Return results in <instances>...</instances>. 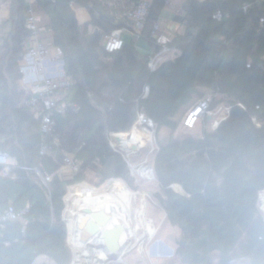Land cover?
Segmentation results:
<instances>
[{
  "label": "trees",
  "instance_id": "trees-1",
  "mask_svg": "<svg viewBox=\"0 0 264 264\" xmlns=\"http://www.w3.org/2000/svg\"><path fill=\"white\" fill-rule=\"evenodd\" d=\"M70 2L36 0L71 80L47 140L49 152L40 156L43 109L19 83L28 4L10 0L9 28L0 40V151L19 165L38 166L50 180L44 186L23 169L14 179L0 176V217L9 207L23 212L16 220H0V264H35L40 257V264H70L61 216L68 185L84 180L90 167L98 183L120 178L131 187L128 164L111 147L110 134L128 132L139 114L151 120L156 134L161 127L174 132L177 115L206 97L209 110L225 103L227 116L199 136L158 144L151 163L158 187L153 199L181 232L174 250L179 264H240L235 252L242 237L247 246L240 250L241 264H264V217L257 207L264 191V134L254 122L264 120V0H182L175 16L180 29L170 43L174 53L154 70L135 41L159 49L151 31L170 0H150L139 38L124 34L113 53L104 49L103 35L126 27L120 11L99 0H75L89 15L79 25ZM64 154L78 165L70 177L56 172Z\"/></svg>",
  "mask_w": 264,
  "mask_h": 264
},
{
  "label": "built area",
  "instance_id": "built-area-1",
  "mask_svg": "<svg viewBox=\"0 0 264 264\" xmlns=\"http://www.w3.org/2000/svg\"><path fill=\"white\" fill-rule=\"evenodd\" d=\"M52 1V0H49ZM109 10L120 11L117 16H121L125 22L126 27L112 30L103 35L104 49L113 53L121 49L123 45V35L127 34L138 39L144 26L145 17L150 5V0H139L135 5L126 4L125 0H99ZM5 0H0V23L4 21L5 16L3 12ZM180 9H177L178 12ZM215 16L219 18V13ZM24 25L29 31V39L27 40L26 48L21 58L18 60V70L20 73L19 83L22 88L27 90L32 95V102H37L43 109V114L40 120V132L42 134L41 143L38 153L40 156L48 154L49 144L48 138L53 136L56 131L55 115L63 112V106L59 101L63 98L67 87L70 85V78L65 75L63 70L64 61L62 58V50L53 45L47 40L39 38V28L36 21L35 6L32 3L24 13ZM49 31V30H48ZM151 37L155 45L159 48L149 54L147 66L150 70H154L156 66L163 60V56L170 54L172 49L170 43L172 35L170 32L164 30L158 23L154 24ZM144 94L147 88L144 89ZM210 97L199 101L193 108H191L183 118L182 124L184 127H193L195 121L209 112ZM229 111V109H228ZM138 122L149 133H155V126L151 120L146 119L142 114L138 115ZM151 129V131H150ZM151 138V137H150ZM56 138L52 140L55 143ZM122 156L128 163V152H122ZM130 165V164H129ZM129 167V166H128ZM132 167V166H131ZM78 165L71 155L64 154L61 164L56 172L59 176L70 177L77 170ZM135 167H132V169ZM33 171L37 176L39 182L47 186L50 176L43 174L38 166H23L19 165L16 159L6 152L0 151V176L16 178L17 170ZM152 175V168L149 169ZM264 198V191L258 194L257 207L262 210L261 204ZM23 212L15 211L9 207L0 217V220L11 221L21 217ZM112 263L113 260L106 259ZM75 254L70 264H74ZM76 264H82V261H76ZM103 264H107L105 261Z\"/></svg>",
  "mask_w": 264,
  "mask_h": 264
},
{
  "label": "rangeland",
  "instance_id": "rangeland-1",
  "mask_svg": "<svg viewBox=\"0 0 264 264\" xmlns=\"http://www.w3.org/2000/svg\"><path fill=\"white\" fill-rule=\"evenodd\" d=\"M74 1L75 0H71L70 5L71 3H74ZM171 1L172 2L170 3V7L173 9V11L176 12V9L178 8V6H181V2L176 1V0H171ZM180 11L181 9L176 13L179 14ZM88 20L89 19L84 21L81 25L86 24ZM8 28H9L8 21H3L0 23V40H1L2 34L6 32ZM0 44H1V41H0ZM168 55L171 56V54H167L163 56V59L170 57ZM228 108L229 107L226 106L225 103L218 104L213 110H209L208 113H205L203 116L198 118L195 121L193 127L191 128H187L183 126L182 119L185 115V112H181L177 115V119L179 120V123H178L177 129L174 132L170 131L166 127H161L158 130L157 134L152 132L150 136L151 138L149 137V139H146L143 143H139V144H144L146 142L145 145L142 147V150L141 151L139 150L137 154L136 153L132 154L131 152L127 151L128 158H130V162L132 164H136V168H133L131 170L145 172L146 177H142V178L139 177L138 181H134L133 178L131 179V187H130L131 190L130 191L133 192V194L131 195V198H130V209H131L132 215L134 216L133 219L135 221L134 223H136V227L131 226V225H129L128 228L126 227L125 234H124L125 235L124 239L126 240V243H123L122 245L123 247V249L121 250L122 256L116 259L110 257L109 259L113 260L112 263L110 261L108 263V261L106 260L107 259L106 257L104 261L107 264H179L178 261L176 260V256L174 255V250L176 248V245H175L176 242L181 241L182 235L177 227H172L166 222L165 212L163 211L162 208L156 205V202L153 199V193L154 191L158 190V187H157V181H156L153 169H152V175L150 174V171H149V169L152 168V165H151L152 158L158 148V144L165 143L169 138L178 139L187 134H191L193 136H199L202 132V129H208V130L214 129L215 128L214 125L216 126L217 123H219L222 119H224L227 116ZM136 122L138 124H136ZM136 122L134 123L135 124L134 127H132V129L129 132L131 131L137 132L138 125H139L140 128L142 129V132L146 133L149 136L150 132L145 130L143 126L140 125V123L138 122V119ZM254 122H255V125L264 134V120H259V119L254 118ZM129 172H130V169H129ZM110 179L111 178H108V180ZM73 184H75L74 187L72 188L67 187L65 200L68 195L70 197L73 196V194L71 193L80 191V189L83 190L82 189L83 184L82 185L77 184V183H73ZM106 185H107V180L104 181L103 184H101V186L97 187L98 188L97 190H92L91 192L100 193L104 190L109 189L108 188L109 184L107 186ZM127 187L129 188V186ZM173 188L174 190L179 191V188L177 186H173ZM89 189L91 190V188ZM100 189L101 190L103 189V190L101 191ZM80 193H82V191ZM65 202H66L65 208H69L71 204V200L70 202L69 201H65ZM261 207L263 206L261 205ZM118 209L125 213V210L123 209V207L118 206ZM259 211L264 217V212H262L261 210ZM64 224H65V221H64ZM131 231L132 232L134 231L135 238L137 239L134 244H130L131 240H128L127 238L130 236V233H132ZM81 235L82 234L80 233L79 234L75 233L73 236L71 234L69 235V240L66 238L67 242L68 241L72 242L74 250L76 246L82 245L81 239H78L81 237ZM66 236L68 237V234H66ZM160 243L166 245L165 248L170 249L172 247L171 248V250L173 251L172 256L160 257L158 256L160 253L157 254L156 252H154L155 248L158 249ZM69 245H71V243ZM238 246H239V249H236L235 257L241 256V257H238L237 260H239V262L241 263H245L246 262L245 258L242 256L243 255L241 253L242 251H240V250H245L247 246V241L244 237L240 239V243L238 244ZM90 247L92 248L95 247L97 251L98 249H100L99 246L91 245L90 243L85 244L84 250H86V252L83 251L81 255L80 253H78L80 255L79 260L82 261V264H94V262L96 261L95 258L91 257L92 254L90 252L92 248ZM165 248L161 250V253L162 251H166ZM99 252L101 254L106 253V251L103 249L102 250L100 249ZM95 254L96 253H94V255ZM72 259H73V256L71 255V261ZM40 262L41 260H37L35 264H40Z\"/></svg>",
  "mask_w": 264,
  "mask_h": 264
},
{
  "label": "crops",
  "instance_id": "crops-1",
  "mask_svg": "<svg viewBox=\"0 0 264 264\" xmlns=\"http://www.w3.org/2000/svg\"><path fill=\"white\" fill-rule=\"evenodd\" d=\"M25 1H26L27 4L32 3L35 6L36 21H37V25H38V28H39V33H38L39 38L42 39V40H47L48 42H50L51 41V35H50V33H48L49 29H47V25L49 24L48 16L38 6V4L36 3V0H25ZM176 1L182 2V0H176ZM171 2L172 1L170 0V3ZM170 3L162 10L157 22L164 30L170 32L171 35H172V38H173L175 33L180 29V24L175 19V16L177 15V13L175 11H173V9L170 7ZM177 5H179V4H177ZM3 7H4L3 8V12H4V16H5L4 21H8L10 0H5ZM71 7H72V9H73V11L75 13V17H76L77 23L79 25H81L84 21L89 19L88 12L86 11V9L84 7L80 6L75 1H74V3H71ZM177 9H181V6H178ZM135 45L138 48V50L140 52L144 53V54H147V53L150 54L153 51L152 47L149 46L146 42H144L141 39L135 41ZM172 53H174V52L171 51V54ZM168 56H170V55H168ZM136 124H138V123L136 122ZM217 124H216V126H217ZM134 125L132 127H134ZM216 126L214 125V127H216ZM138 129L145 136L147 135L146 133L142 132V129L140 128L139 125H138ZM128 132L111 133L110 134V145L115 151H119L121 153L122 152L124 153V152L128 151V152H131L132 154H135V153L137 154V152L139 150L140 151L142 150V147L145 145L146 142L144 144H139V143L136 144L135 145L136 146L135 149H133L130 145L127 146V145L123 144L121 141H119L120 139L117 138V136L121 135V134H127ZM111 140L113 141V143H112ZM128 163L130 164V165L128 164L129 169H130V175L134 179V181H138L139 177L140 178L146 177L145 172H140V171H135V170L132 171L131 170L132 167L136 168V164H132L130 162V158L128 160ZM84 174H85L84 180H82L81 182H77V184H81V185L83 184V187H82L83 190L80 189V191H76V192L71 193V194H73V196L70 197L68 195L66 197V200H65V197H64V201H69L70 202V200H71V204H70L69 208H64V210L62 211V219L65 221L66 234H68V237L66 236V238L69 240V235L70 234L73 236L75 233L76 234L80 233L83 236L81 235V237L78 238V239L88 240L93 234L100 235L97 232H93V230H92L93 233H91V229L94 228V229H97L98 231L99 230H103V229H107V230L108 229H113L115 227V223L119 222L120 224H122V227H123V230H124V233L122 235L123 243H126V240L124 239L125 238L124 234H125L126 227L128 228L129 225L136 227V223H134L135 221L133 219L134 216L132 215L131 209H130V198H131V196L129 197V209H130L129 213H127L124 208L123 209L125 210V213L120 211L118 209V203H117L116 200H113L114 203L111 202L109 206L101 207V208L95 209V210H93L91 212L84 211L79 206V204L81 202V200L79 198H81L83 195L84 196L97 195L98 193H93L91 191L92 190H97L98 189L97 187H99V186H101V184H103V182L102 183H98L99 182V178L96 176V171L93 168L88 167L85 170ZM111 181H118V182L122 183L123 186L126 188V190L130 193V195L133 194V192L130 191L131 190L130 187L128 188L127 187L128 185L122 179H120V178H111L110 180L107 179V185ZM74 185L75 184L68 185V187L72 188V187H74ZM109 185H108V188H110ZM89 188H91V190ZM81 191H82V193H80ZM261 205L263 206V201H262ZM259 210H261V209H259ZM261 211L264 212L263 209ZM69 212H70V214H69ZM93 213H99L102 218H106V220L104 222L105 224L104 225H100V216H98V218H97V217H95L93 215ZM85 218H86V220H84ZM130 218L133 220V222H132L133 225L128 220ZM108 223H110V225H108ZM130 235H131V233H130ZM129 237H127L128 240H129ZM67 239H66V243H67V245H68V247L70 249V252H72L71 255L73 256V254H75V250L73 248L72 242H69V241L67 242ZM86 242L87 241H85V243ZM70 243H71V245H69ZM121 248L123 249L122 246H121ZM100 249L102 250V248H100ZM103 250H105V249H103ZM157 250H159V249H157ZM43 258L44 257H40L37 260H43Z\"/></svg>",
  "mask_w": 264,
  "mask_h": 264
},
{
  "label": "bare ground",
  "instance_id": "bare-ground-1",
  "mask_svg": "<svg viewBox=\"0 0 264 264\" xmlns=\"http://www.w3.org/2000/svg\"><path fill=\"white\" fill-rule=\"evenodd\" d=\"M117 138H119L120 139L119 141H121L123 144H125L127 146H129V145L133 146V145H136L138 143H143L146 139H149V136L148 135L145 136L138 129L137 132L136 131H131V132L127 133V134L118 135ZM110 183H109L110 184L109 185V187H110L109 189L104 190L101 193H98L97 195H94V196L88 195V196H84V197L82 196L81 198H79L81 200V202L79 204L80 208L82 210H84V211L91 212V211H93L92 209L95 210V209H98V208H101V207L109 206V203L113 202V200H116L118 202V206L123 207L127 211V213H129L130 212V209H129V197L131 196L130 193L126 190V188L123 186L122 183H120L118 181H111ZM262 209L264 210V198H263V207H262ZM69 214H70V212H69ZM128 220L131 223L133 222L132 219H128ZM108 225H110V223H108ZM112 233H113V231H112ZM123 233H124V230L122 229L120 231V233L118 234V238H117V240H118L117 242H118V245L120 247L123 245V239H122ZM130 237H131V238H129V240H131L130 244H134L136 242V240H137L135 238L134 231L131 233ZM81 241H82L81 242L82 245H78V246L75 247V250H76L75 252H77V253H75L76 254L75 262L76 261H80L79 257L83 253V251L86 252V250H84L85 244L90 243L91 245H96V246L100 247L99 244L101 243V238H100V236L98 234L97 235L93 234L88 240H81ZM85 241H87V242L85 243ZM83 243H85V244H83ZM90 248H92V247H90ZM171 248L170 249L169 248H165L166 251H162V253H161V251L158 250V251H156V253L157 254L160 253L158 255L160 257H170V256H172V253H173ZM94 251H96V252H94ZM99 251H100V249H98V251H97V249L95 247H93L91 249V252L89 251L92 254L91 257L96 259L94 264H103L104 263V259H106V257H108L107 255H108L109 251L105 250L106 253H104V254H101ZM78 253H80V255ZM94 253H96V254L94 255ZM75 262H74V264H76Z\"/></svg>",
  "mask_w": 264,
  "mask_h": 264
},
{
  "label": "water",
  "instance_id": "water-1",
  "mask_svg": "<svg viewBox=\"0 0 264 264\" xmlns=\"http://www.w3.org/2000/svg\"><path fill=\"white\" fill-rule=\"evenodd\" d=\"M131 147L133 149L136 148L135 145H133ZM99 213H93V215L95 217H98V216H100ZM84 220H86V218ZM105 220H106V218H102L100 216V225H104L105 224L104 223ZM122 229H123L122 228V224H120L119 222L115 223V227L113 229H108V230L107 229H103V230H99V231L97 229H94V228L91 229V233L97 232V233L100 234L99 236L101 238V243L99 245H100V248L109 251V253L107 255L108 256L107 258L112 257V258L116 259V258H118V257L120 258L122 256V253H121L122 248L118 245V242H117L118 241L117 240L118 234L120 233V231ZM92 230H93V232H92ZM112 231H113V233H112ZM165 247H166V245L160 243L158 249L161 251ZM156 250L157 249L155 248L154 252Z\"/></svg>",
  "mask_w": 264,
  "mask_h": 264
}]
</instances>
